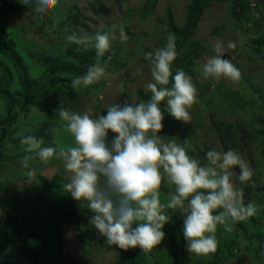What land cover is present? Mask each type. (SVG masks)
<instances>
[{
    "label": "rangeland",
    "instance_id": "obj_1",
    "mask_svg": "<svg viewBox=\"0 0 264 264\" xmlns=\"http://www.w3.org/2000/svg\"><path fill=\"white\" fill-rule=\"evenodd\" d=\"M153 1L156 2L155 5L159 2L158 8L153 5ZM193 1L175 0L169 6V0H60L55 9L47 12L48 18L44 19L41 14L35 13L34 4L23 6L19 0H13L18 5V12H0V32H7L9 37L16 41V50L24 61L26 58L32 61L31 54H50L62 58L68 50L84 49L66 40V36L73 31L79 34L81 28L89 35L111 32L117 37L123 28L127 29V32H124L128 37L123 43L119 38L113 41V57L116 63L107 66L106 76L88 88L81 86L74 90L71 81L76 77L73 75L67 77L62 73L60 77L63 82L50 85L48 72L43 67L32 72L31 78H41L47 89L52 92L46 95V100L52 103L46 108L57 115L54 119H48L44 113L37 115L33 110L29 116L19 114L21 122L15 125L17 133L23 131L24 135L42 137L43 146H52L57 151L60 147L74 146L73 137L62 127L64 122L61 121L58 110L62 107L81 114L88 112L95 117L106 115L108 106L123 104L125 100L130 104L142 102L136 95V89L141 88L145 92L146 85L154 82L151 65L144 63L145 60L151 61L146 54L164 47L167 36L171 34L176 37V49L179 53L173 62V75L177 69H182L192 76L198 92V102L189 110L191 120L188 124L175 120L165 112L163 129L159 135L165 142L175 139L185 147L190 156L198 159L202 166L208 165L206 154L210 149L220 152L236 151L253 170L251 179L256 180L257 185L264 186V0H230L224 5L220 1L212 0L203 9L193 33L181 41L178 33L183 30L187 7ZM102 2L112 11L110 15H105L106 21L112 25L106 29L100 26L106 21L102 22L101 18H98V15L102 14L99 9V6L103 5ZM152 6L153 11L145 13L150 22L145 24L147 19H144L142 23L141 13L148 12ZM87 16L93 20H86ZM78 18L85 20L78 22ZM258 38L262 39L263 43L257 48L252 40ZM229 41L234 42L236 47L229 49ZM217 43L223 45L221 54L227 53L226 56L239 69L241 76L238 81L221 79L217 82L212 78L205 79L197 72V68L202 67L208 57L216 54L214 47ZM89 50L95 51L94 48ZM5 60L0 53V61ZM71 63L78 68L86 65L87 69L95 62L80 57ZM14 88V95L22 100L23 89ZM72 96L82 100H78L76 109L71 108ZM54 103L57 106L53 105ZM0 114H5V104L1 99ZM50 128H55L56 131L47 132ZM115 135L109 131V145ZM17 136L8 131L2 142V156L8 159L0 161V215L4 211H10L18 217L36 216L42 214L41 210L31 209L27 199L30 191L38 188L31 184L27 189V185L32 183V177H28L27 172L35 169L36 176H44L49 181L59 173L63 181V191V185L69 182L70 174L64 169L63 162L44 164L40 161L31 164L28 161L29 169L23 168L22 159L18 156L26 155L28 151L27 146L22 143L19 147L15 146L14 140ZM231 171L233 183L244 191L246 182L239 180V168ZM174 190V185L165 177L160 190L161 202L167 203ZM69 195L72 203L81 209L78 221L65 227L63 255L69 262L171 264L172 251L176 244L166 234L161 244L147 252L143 259L134 257V254H141L139 247L125 251L115 245L108 246L104 237L97 240L87 221L94 213L88 208L87 202L77 201L70 193ZM249 198L257 205V213L243 221H228L232 228L230 232L226 231L224 226H218V248L215 253L208 256L191 254L187 251V241L184 239V254L179 257L178 264H264V190H253ZM165 214L170 217L171 225L178 223L180 216L184 222V214L180 209H165ZM124 254L128 255L125 260L120 257ZM182 257L184 262L181 263ZM0 264L32 263L17 254L7 242L2 241Z\"/></svg>",
    "mask_w": 264,
    "mask_h": 264
},
{
    "label": "clouds",
    "instance_id": "obj_2",
    "mask_svg": "<svg viewBox=\"0 0 264 264\" xmlns=\"http://www.w3.org/2000/svg\"><path fill=\"white\" fill-rule=\"evenodd\" d=\"M19 2L23 6L34 4L35 13L41 14L55 9L60 0ZM117 38L122 43L127 41L123 28L118 37L111 32L89 35L82 28L79 34L73 31L66 36L71 44L85 50L94 48L97 57L86 74L71 81L74 90L81 86L88 88L106 76L107 62L101 64L100 60L110 53ZM227 47L233 49L236 44L229 41ZM222 48L223 45L217 43L216 54L208 57L197 72L205 79L236 82L241 73L227 53L221 54ZM178 54L176 37L171 34L164 47L146 54L151 58L154 81L146 85L151 92L146 102L130 104L125 100L123 104L108 106L106 115L95 117L88 112L81 114L61 107L58 112L64 122L62 127L73 137L74 146L60 147L57 151L51 146L43 147L42 137L19 133L27 151L35 153L44 164L53 157L63 162L70 174L64 190L73 199L87 202L94 213L89 223L105 238L108 246L115 245L125 251L136 247L145 253L152 251L165 238L163 228L170 220L165 209H180L184 214L183 236L187 251L208 256L217 251L218 226L230 232L228 221H243L257 213V205L245 204L243 189L236 187L231 179V170L236 167L241 182L249 181L254 174L238 152L210 149L206 154L208 165L202 166L175 139L165 142L159 135L165 112L188 124L189 110L198 102L192 76L182 69H177L173 75L172 66ZM113 55H107V61H111ZM170 77L173 83L168 87ZM162 102H166L163 109ZM55 131V128L47 130ZM109 131L116 134L110 145L107 143ZM29 159L31 157L23 158V168L29 169ZM27 176L35 177L36 170L30 169ZM165 177L175 190L167 203H162L160 190ZM134 224L137 226L133 227Z\"/></svg>",
    "mask_w": 264,
    "mask_h": 264
},
{
    "label": "trees",
    "instance_id": "obj_3",
    "mask_svg": "<svg viewBox=\"0 0 264 264\" xmlns=\"http://www.w3.org/2000/svg\"><path fill=\"white\" fill-rule=\"evenodd\" d=\"M210 1L212 0H194L187 7L186 22L184 23L183 30L178 33L181 36V41L191 35L196 29L203 9ZM99 9L102 13L100 15H109V9L107 7L102 5ZM0 12L1 14L17 13L18 5L13 0H0ZM41 15L44 19L48 18L47 12L41 13ZM169 20L172 22L171 18ZM252 42L258 48L262 45L263 40L258 38L252 40ZM16 45V41L11 39L7 32H0V53L6 59L5 61H0V99L5 104V114H0V161L8 159L2 156V142L6 138L8 131L18 135L16 140H14L15 146L19 147L18 145H21L20 136L15 130V125L20 121L19 114L29 116L31 110H33L35 112L34 114L37 115H43L44 113V116L48 119H54L57 115V113L46 108L52 104L46 100V95L52 92L47 89V86L41 78L40 80L31 78L32 72L35 70L38 71L37 69L43 67L48 72L49 84L54 85L63 82V78L60 77L62 73L67 75V77L72 75L77 77L86 74L89 67L86 69V65L80 64L83 67L78 68V66L71 63L73 60H77L80 57L89 61L92 60L93 63L97 60L96 52L93 50L73 49L68 50L62 58L50 54L44 56L31 54L30 59L32 61H28L29 58H26V61H24L16 50ZM111 53H113V49L104 58H101V64L107 62V65L111 66L116 63L114 57L111 61H107V55ZM86 57H90L91 59ZM70 59L72 61H69ZM30 62L31 66H29ZM144 63L151 65V61L148 60H145ZM172 83L173 80L170 79L168 87H171ZM14 87L23 89L24 97L22 100H19L14 95ZM136 95L142 102H146L150 99L151 92L149 90L143 92L141 88H137ZM70 100L72 103L71 108L74 109L78 107V100L82 101L80 98H74L73 96ZM53 105L57 106L56 103ZM161 107L162 109L165 108L166 102L162 103ZM47 139L50 140V138ZM43 147H47V145ZM18 157L22 160L24 157H31L29 159L30 163L40 162L35 153L27 152L26 155L20 154ZM59 162L62 161L55 157L49 161L51 164H58ZM30 181L32 183L27 185V189L32 184L36 185L38 190L30 191L27 199L28 204L32 206L31 209L33 210H41L44 216L38 214L36 216L18 217V215L10 211L2 212L0 215V251L2 241H5L17 254L32 264H89L86 261H79L77 263L69 262L63 255L65 249V227L68 224H73L78 221L81 209L72 203L69 199L70 195L68 192L61 190V182L63 181L60 174L56 173L50 181L40 175L32 177ZM252 183H254L253 186ZM253 190L255 192H263L264 186L257 185V181L253 179L246 181L243 191L245 204L251 202L249 196ZM87 221L89 223V220ZM89 225L97 240L103 238V236L97 234V229L90 223ZM163 231L176 244L172 251L173 260L171 264H178L179 257L184 254L185 243L181 216L179 217V222L175 225L167 223ZM143 256H146V253L142 252V250L140 255L134 254V257L142 259ZM120 257L125 260L128 255L124 254V256L121 255ZM182 258L181 263L184 262V257Z\"/></svg>",
    "mask_w": 264,
    "mask_h": 264
},
{
    "label": "crops",
    "instance_id": "obj_4",
    "mask_svg": "<svg viewBox=\"0 0 264 264\" xmlns=\"http://www.w3.org/2000/svg\"><path fill=\"white\" fill-rule=\"evenodd\" d=\"M160 1H163V0H160ZM173 1H175V0H169V6L171 5V4H173V3H171V2H173ZM233 1V0H232ZM255 1V0H254ZM253 1V2H254ZM220 2H221V4H223L224 5V3H226V2H230V0H220ZM256 2V1H255ZM154 3H156V2H154L153 1V5H155ZM102 4H103V6H105V7H107L108 8V6L106 5V4H104L103 2H102ZM161 4H163V5H165L164 3H161ZM143 5L144 4H142V8H143ZM158 5H159V2L157 1V5H155V7H157L158 8ZM100 6H102V5H100ZM100 6H99V8H100ZM153 8H154V6H152V8L148 11V12H144V13H141V17H140V21L143 23V21H145L144 19H147V17H146V14L145 13H150V12H152L153 11ZM109 9V15L111 14V9L110 8H108ZM98 15V14H97ZM106 15V14H105ZM105 15H98V18L100 19L101 18V20H102V22H105L106 21V18H105ZM172 15V14H171ZM173 17V15L171 16V18ZM86 18V20H89V21H92L93 19H92V17H90V16H87V17H85ZM124 18V17H123ZM122 18V19H123ZM79 19V21L78 22H81L82 20H85V19H80V18H78ZM150 22V19H147V21H146V23L145 24H147V23H149ZM101 26V28L102 29H106V27L107 26H112V25H110V23L109 22H105L104 24H102V25H100ZM89 31V30H88ZM124 31H126L127 32V29H124Z\"/></svg>",
    "mask_w": 264,
    "mask_h": 264
}]
</instances>
